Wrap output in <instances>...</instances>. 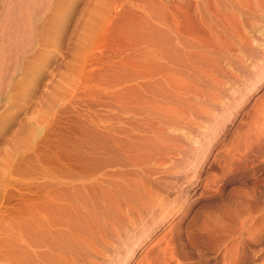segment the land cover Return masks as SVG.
I'll return each mask as SVG.
<instances>
[{
  "label": "rangeland",
  "instance_id": "374dc122",
  "mask_svg": "<svg viewBox=\"0 0 264 264\" xmlns=\"http://www.w3.org/2000/svg\"><path fill=\"white\" fill-rule=\"evenodd\" d=\"M132 1L124 2L121 35L112 24L108 30L104 44L105 72L99 70L98 64L91 68L89 103L84 101L83 90L78 89L65 101L45 109L47 118L42 126L32 123L34 119L26 112L31 111V115L33 98L40 94L39 91L44 93L42 82L49 80L52 61L50 66V62L40 66L36 80L29 76V90L18 98V108L0 113V150L5 151L4 156L9 155L4 157L0 151V159L5 162H0V221L13 214L26 215V188L30 183L37 187V182L43 180V171L52 170L63 176L66 189L70 191L118 173L115 177L118 182L126 177L135 178L134 181L139 179L143 184L131 201L115 191L119 198L115 195L116 203L110 210L112 215L108 216L91 264H125L127 261L126 264H159V255H156L160 252L158 247L164 243L157 242L164 234L169 237V246L177 259L167 264H264V230L250 232L248 253L243 249L245 235L237 225L225 231L210 230V234H205L202 225L205 214L218 207L221 194L235 190L259 195L264 191V154L252 156L253 162L262 164L250 170L245 178L238 175L222 183L217 166L232 136L242 132L246 122L251 120L256 102L264 97V77L259 81L263 74L260 71L264 69L263 43L257 46L256 51L260 53L257 60L245 57V66L253 60L257 68L252 64L247 67L246 74L234 70L226 75H214L219 79L218 89L207 97L208 92L201 90L202 86L193 91L195 83L191 77H186L182 86L170 76L169 70L166 71L174 54L173 14L176 12L181 20H177L181 24L178 27L187 24L183 30L176 29L184 36L182 31L191 27L188 17L196 12L199 0ZM258 27H264V23L260 22ZM252 78L259 87L249 91ZM173 81L181 85L180 89ZM212 113L216 116L209 117ZM28 124H32L31 129ZM165 134L171 137L169 141ZM18 136L26 140L22 138L20 143ZM157 138H165L163 141L168 142H158ZM12 140L21 145H15ZM12 144L15 147L10 149ZM131 188L128 187V191H132ZM141 197L143 202H138ZM128 202H135L137 208ZM141 202H146V213L138 212ZM163 218L168 222L165 227H159L157 223ZM3 226L7 230L8 226ZM145 235H148L146 240L143 239ZM254 237L259 241L252 242ZM239 248L244 252L240 251L239 258L231 255ZM245 253L250 255L247 263L243 262ZM145 255L146 262L142 260Z\"/></svg>",
  "mask_w": 264,
  "mask_h": 264
},
{
  "label": "bare ground",
  "instance_id": "6f19581e",
  "mask_svg": "<svg viewBox=\"0 0 264 264\" xmlns=\"http://www.w3.org/2000/svg\"><path fill=\"white\" fill-rule=\"evenodd\" d=\"M125 1L127 2V0H0V113H5L10 108H18V98L29 90V76L35 78L40 66L46 62H50L48 64L50 66L52 61V68H48H51L50 77H47L49 80L46 81L48 83L42 82L45 84L44 93L39 91L40 94L33 98L31 115H29L31 111L26 112L29 118L32 116L34 119L32 123L42 126L47 118V115H44L45 109L58 101H65L78 89L83 90L84 101L89 103L91 68L98 64L99 70L105 72V40L111 24L116 27L117 34L121 35ZM175 14L172 18L174 21L172 25H175L173 30L176 33L175 36L173 33L174 54L172 53L173 56L169 60L170 65L166 67V71L169 70L170 76L178 84L181 82L182 85L186 77H191L192 82L195 83L191 84L193 91L199 90L198 87L202 86L201 90L208 92L207 97H210L212 92L218 89L219 84V79L214 78V75L222 76L234 70L246 74L247 67L252 64L257 68L253 60L248 61L247 66L244 64H246L245 57L251 60L250 57L259 56L260 53L256 51L257 46L262 43L264 45V27L260 29L258 27L260 22L264 23V0H199L196 4V12L188 17V21L191 18L192 24L186 22L191 27L182 31L184 36H180L176 29L183 30L187 24L184 22L185 25L178 27L180 23L177 17L179 16L176 17ZM260 72L263 74H260L261 77L258 76L259 81L264 77V69ZM250 83L249 91L259 87L255 79ZM181 85L176 87L179 88ZM46 97L47 102H45ZM230 113L232 114L233 111ZM214 115L212 113L209 117ZM31 125H29L30 129ZM32 131L34 133V130ZM28 132H25L27 138ZM22 138L25 139L23 136L20 138L21 141L18 139L20 143ZM157 139L158 142H162L165 138ZM166 139L169 141L171 137L166 136ZM15 140L12 141L15 143ZM166 141L162 143L165 144L168 142ZM10 146H12L10 149L15 147L13 144ZM4 153L5 151H1L3 156ZM224 153L217 165L221 171L219 177L222 183L238 175L242 178L248 177L250 170L262 164V162H253L251 159L254 154H264V97L256 102L251 120L246 122L241 133L232 136ZM8 158L5 159L8 160ZM1 160L4 161L0 159V162ZM8 161L6 165H9ZM238 169L241 171L237 173L235 170ZM43 172V180L40 183L37 182L38 184L35 182L37 187L31 186V183L30 185L27 183L29 186L26 185L28 186L26 215L19 217L13 214L8 219L0 221V264H91L93 256L98 252L97 246L102 239V230L107 225L108 216L112 215L111 207L116 203L115 195L118 192L115 194V191L118 190L124 199L131 201L133 196H137L141 190L143 182L126 177H122V181L118 182L117 178L115 180L118 173L116 176L112 173L113 175H108L107 180L84 184L70 191L66 189L63 176L54 174L52 170ZM130 186L132 191H128ZM263 194L264 191L257 195L253 191L235 190L221 194V199L217 203L218 207L205 214L202 221L205 230H202L205 234L206 232L210 234V230L225 231L237 225L245 235L243 249L250 253V236L248 235L250 232L260 233L264 230ZM142 199L144 198L141 197L137 201ZM136 203L128 202L129 205L133 204L137 208ZM141 205L138 212L146 213V202ZM147 212H149L148 209ZM167 222L168 219L163 218L157 225L165 227ZM3 225L8 226L7 230ZM147 238L148 235L143 237L145 240ZM168 238L164 234L157 242L164 243L163 246L158 247L159 254H157L158 251L154 253V255L157 254L156 257L160 256L157 257L160 259L159 264H167L173 260L177 262L174 251L169 246ZM257 240L259 241V238L254 237L251 241ZM240 251L242 249L239 248L236 254L231 255L238 257ZM248 253L244 254L243 262L247 263L249 260ZM146 257L147 255L142 260L145 261ZM238 258L235 259L238 260Z\"/></svg>",
  "mask_w": 264,
  "mask_h": 264
}]
</instances>
